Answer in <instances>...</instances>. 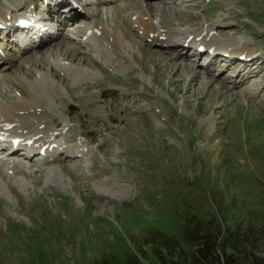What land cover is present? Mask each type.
Segmentation results:
<instances>
[{
    "label": "rangeland",
    "instance_id": "374dc122",
    "mask_svg": "<svg viewBox=\"0 0 264 264\" xmlns=\"http://www.w3.org/2000/svg\"><path fill=\"white\" fill-rule=\"evenodd\" d=\"M103 1L97 11L87 9L80 29L60 30L69 37L55 38L63 42L56 51L51 48L57 56L46 50L32 57L12 45L8 54L22 65L15 69L14 61L11 71H0V119L3 107L27 102L40 87L52 117L60 118L40 134L46 138L59 127L76 141L56 142L83 155L71 162L40 163V157L25 160L19 152L7 156L6 148L0 149V156L19 160L0 162V264H165L172 259L160 239L182 244L188 219L213 220L223 238L248 224L256 230L263 226L264 70L248 85L252 92L247 86L231 91L224 85L227 72L221 73L225 63L218 60L208 73L198 66L203 58L194 59L189 51L182 53L184 62L133 27L132 20L144 12L139 3L130 8L133 0ZM164 1L153 2L158 12L150 15L158 34L171 44L181 35L214 29L217 41L237 40L250 52L264 54V0ZM3 2L16 9L24 0H0V13L7 14L11 8ZM96 20L122 35L124 44L104 47L102 67L90 65L96 61L91 49L101 45L99 34L91 45L85 36ZM79 44L92 61L82 64L85 57L73 51ZM92 96L105 104L90 111ZM117 97L121 108L113 112ZM94 120L102 121L99 134ZM101 181L119 197L101 195ZM260 244L256 252L264 257V240ZM180 246L172 253L193 255V247Z\"/></svg>",
    "mask_w": 264,
    "mask_h": 264
},
{
    "label": "bare ground",
    "instance_id": "6f19581e",
    "mask_svg": "<svg viewBox=\"0 0 264 264\" xmlns=\"http://www.w3.org/2000/svg\"><path fill=\"white\" fill-rule=\"evenodd\" d=\"M72 1L73 0H42V1L41 0L40 1L39 0H24V3L21 5V7L23 9H29L30 7L28 5L31 4L32 10L38 11L40 9V7L43 5L46 9H49L51 11L52 17L55 21L54 25L59 24L60 26H63V27L65 26L67 28L80 29L79 26H82L81 20H86L88 15H89V12L87 11V9H92V7H95L96 11H97L98 5H100L102 2H104L103 0H93L94 1L93 3L88 2V1H86L87 2L86 3L85 0H75L77 2V5H79V7L81 9V10H78V8L73 5ZM41 2H42V4L40 6L39 4ZM153 2H156V4H165L164 0H139V2L136 0H133V2L130 3V8H132L133 6L137 7L136 4L139 3L138 5H139V7H141V12L144 11L143 13H139L140 16H136V18L134 20H132L133 27L134 28L136 27V29L140 33H142V35H144L145 38L151 40L150 42H152L153 44L155 43V44L159 45L163 50H166L168 53H171L174 51L176 53L174 56H178V58H180L184 62H186L185 61L186 59L184 58L185 56L183 57V55H182V53L183 52L186 53V51H184L183 49L180 48L181 45L178 42L171 44V45H168L167 43L170 42V41H168L169 39L165 40V41H168L167 43H164L165 41L160 40L161 36H160V34H158V31H157L158 29H156V27H158V25L152 21V19H153L152 17L154 16L153 13L158 12V9L154 5L155 3H153ZM128 8H129V6L125 5L124 9L121 8V10H122L121 12L124 13L123 10H127ZM151 10L153 12L152 16L150 15ZM134 12H136V11H134ZM117 13H119V12L116 10L115 15H117ZM55 14H57V16ZM7 15H11V13H7L5 16H4V12L0 13V31H1V34L4 35V33H5L6 36L8 37V35H9L8 30L11 26L8 27L5 24H2L3 22L6 24H9L10 21L7 19ZM134 15H137V12L134 13ZM134 15H132V16L134 17ZM144 18H146V19L148 18V19L143 20ZM123 19L126 20L125 15L123 16ZM63 20H64V22H63ZM93 23H95L92 26L93 30L92 31L89 30L85 35V36H87L86 37V43L88 45H91V43L94 44L95 42L90 41V39H92V36H94L95 34L96 35L99 34L100 38L98 40H99V44L101 43V45H99L98 47H95L94 49H91L90 55L93 56L92 57L93 59L96 58L95 59L96 61L101 60V62L98 61L99 63H96V61H95V63H93L94 61H92V59L89 58L92 61V62H90V65L93 66V64H96V67H100V66L102 67V65H100V64H102V61H103V59L101 58L103 56V53H101V51H103L104 47L108 46V45H112V46H118L120 48H124V46H123L124 44L122 43V38H121L122 35L120 37L119 34H116V32L109 31L106 27L101 25L98 22V20H96V22H93ZM161 24H162V21H161ZM190 25H193V24H190ZM80 31L81 30H79V32ZM9 32L11 33L12 31L10 30ZM57 36L58 37L63 36V37H65V39H67L69 37L68 34L64 35L63 32L61 33L60 31H58L55 34L47 36V37H45V39H42L40 41V43H37V44L33 43V45L30 46L29 48H27L25 50V52L30 53L29 55L34 57L39 52H44L46 50H49L50 54L52 55L56 51L54 49V47L57 48L55 45L62 42V41L58 42L55 39V38H57ZM154 39H156L155 42L152 41ZM68 40H70V38ZM71 40H74V39L71 38ZM194 40H197V39H194ZM72 43H74V42H72ZM209 44L211 45L209 47H215V49L219 50V52H221V51L229 52L231 54V59H234L232 61L233 66L238 65L237 63H240L241 65H244L246 68H248L249 69V71L247 73V76H248L247 80L248 81L254 79L257 76V72H256L257 70L258 71L264 70V68H263L264 67V54H260V53L258 54V51H255V50L254 51L251 50V52L246 53L247 48H244V45L238 43L237 40L236 41L235 40H230V41L226 40V41L220 42V41H217V38L213 37V38H211V41ZM81 47H82V45L79 44V47L77 48V50L73 49V51L74 52L78 51L82 54ZM101 47H102V49H101ZM51 48H53L55 51L53 50L54 52H51ZM33 49L37 50V51L32 52ZM176 49H179L178 51H180V52H178ZM69 53L70 52L67 51L66 55L72 57V54H69ZM105 53H106V51H105ZM215 53L216 52H214V54ZM50 54L47 53L45 55L49 56ZM58 54H56V52H55V56H57ZM192 54H193V52H192ZM55 56H53V58H55ZM80 56H83L86 58V59L82 58L84 60H80L82 62V64H86V62H89L87 54H82ZM216 56H217V54L215 56H212L211 60L215 61L214 58H216ZM218 56H221V54H218ZM25 57H27V56H22L21 59H23V58L26 59ZM242 57H244V59H241ZM169 59L175 60V59H177V57H174V58L169 57ZM1 60L2 61L0 62V71L3 70L4 72L6 71L5 69L7 67H9L8 65H11L14 61L17 62V67L15 69H18V64L22 65V63H20V61H17L16 59L13 58V56H9V55L6 57L2 56ZM70 60L73 62L77 61V60L74 61V57H72ZM73 62H71L70 65L71 64L74 65ZM43 66H45V65L42 64L39 67L41 68ZM51 67H52V70H53V68H55L54 65H52ZM68 67H69V70L67 69V66H64L63 68H65L67 71L73 72L71 66H68ZM209 67L207 68V70H210ZM59 69L61 70V67H59ZM7 71H11V68L9 67V69ZM52 72H54V71H52ZM41 75H42L41 77H45L43 74H41ZM194 77L196 78V75H194ZM214 82H217V80L215 79ZM13 83L14 82H11L12 86L14 85ZM33 89L35 90V92L33 94L29 95V97H26L27 99H29L27 102L11 103V104H8L7 106H5L1 109V113H2V116L4 117V119L3 118L0 119V136L9 137V139L11 141H16V142H19V140L24 141L25 143L20 144L21 148L25 147V149L28 150L29 154L31 152H33V155H35L36 151H38V153H39L41 150H43V147L45 145H49V147L51 149H54V153L56 154V155H54L55 160H43L44 162L54 161V162H58V163H63V162H71L72 157H74V156H77L78 158H83V155L82 156L79 155L80 152H77L76 148H71L70 150L64 149L61 144H57V142L54 139H61V138L65 137V135L62 132H60V129H58V128L55 129V131H53V134L51 136L45 138V143H42L40 146L34 145V142L36 140L39 139L38 141H42V137L44 138V135H41L40 133H45L50 126H55L59 122L60 118L52 117L53 113L49 112L48 104L46 102H44V99L41 97L44 95H43V92L40 89V87L35 86ZM36 90H39L40 92L36 91ZM250 92H252V91H250ZM127 98H128V96L125 99H127ZM119 100L120 99L118 97L113 100V105H114L113 112H115V110H118L121 108V104H120ZM100 104H105V102L104 101L100 102L97 99V96H92L89 99V102L87 104V108H89L90 111L98 110ZM5 113H9L11 115H7V114L3 115ZM68 116L71 117V114ZM113 121L119 122L121 120L114 118ZM34 122L39 123V124L36 125V124H34ZM69 123H70V121L67 122V124H69ZM101 123H102V121L100 122L97 120H94L92 122V128H94L98 132V134L100 133L99 127L101 126ZM106 129L109 130L110 128H106ZM31 135H33V139L31 141H28V138L26 136H31ZM14 136H16L18 138L12 139V137H14ZM19 137H21V138H19ZM68 140L70 142L76 141V139H74L73 136L69 137ZM87 143L89 145H91L94 143V141H92L90 139L87 141ZM78 148H80V147H78ZM20 150H23V149H20V148L18 149V148L14 147L11 155L16 154ZM55 151H57L58 153ZM44 171L45 170H42V171L39 170L40 174H43ZM106 182L107 181H101L99 183V185L97 186L99 188L97 190L100 191L101 195L104 194L103 196H105V198L110 199V198H112V196L118 198L119 194L116 193V191L113 192L112 187H110L109 184ZM0 186L3 187V184H1ZM118 192H120V191H118Z\"/></svg>",
    "mask_w": 264,
    "mask_h": 264
},
{
    "label": "trees",
    "instance_id": "16d2710c",
    "mask_svg": "<svg viewBox=\"0 0 264 264\" xmlns=\"http://www.w3.org/2000/svg\"><path fill=\"white\" fill-rule=\"evenodd\" d=\"M194 219H188L182 229V244L193 247V255L190 257L183 250H179L178 254L172 253L178 250V246L181 249L182 244L163 236L160 246L166 251L167 257L172 259V262L165 264H264V257L258 256L256 252L264 240L261 237L264 236V223L257 230L248 224L246 229H239L227 236L225 234L223 238L222 227L217 226L213 220Z\"/></svg>",
    "mask_w": 264,
    "mask_h": 264
}]
</instances>
